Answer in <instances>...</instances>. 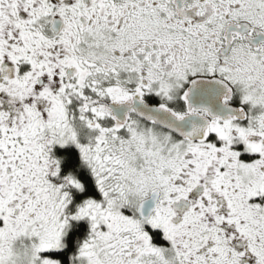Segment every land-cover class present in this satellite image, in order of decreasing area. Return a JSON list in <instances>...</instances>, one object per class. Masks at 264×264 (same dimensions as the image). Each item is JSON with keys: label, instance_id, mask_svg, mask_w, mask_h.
Instances as JSON below:
<instances>
[{"label": "snow or ice", "instance_id": "obj_1", "mask_svg": "<svg viewBox=\"0 0 264 264\" xmlns=\"http://www.w3.org/2000/svg\"><path fill=\"white\" fill-rule=\"evenodd\" d=\"M0 264H264V0H0Z\"/></svg>", "mask_w": 264, "mask_h": 264}]
</instances>
